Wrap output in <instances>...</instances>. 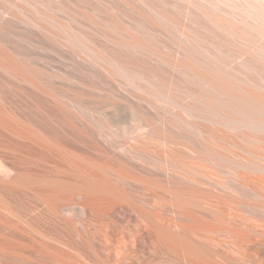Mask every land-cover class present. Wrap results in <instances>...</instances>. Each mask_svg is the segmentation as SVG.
Returning <instances> with one entry per match:
<instances>
[{"label":"bare ground","instance_id":"bare-ground-1","mask_svg":"<svg viewBox=\"0 0 264 264\" xmlns=\"http://www.w3.org/2000/svg\"><path fill=\"white\" fill-rule=\"evenodd\" d=\"M8 257L264 264V0H0Z\"/></svg>","mask_w":264,"mask_h":264},{"label":"rangeland","instance_id":"rangeland-1","mask_svg":"<svg viewBox=\"0 0 264 264\" xmlns=\"http://www.w3.org/2000/svg\"><path fill=\"white\" fill-rule=\"evenodd\" d=\"M66 237V239H68V240H70V241H73V240H75V238L76 237H71V236H65ZM208 243H210V242H208ZM7 260H9L8 261V263L9 264H32V263H30V262H27V261H23V260H18V259H16V258H14V259H11V258H7Z\"/></svg>","mask_w":264,"mask_h":264}]
</instances>
